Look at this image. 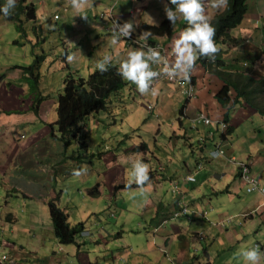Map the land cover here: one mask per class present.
<instances>
[{"label":"crops","instance_id":"obj_1","mask_svg":"<svg viewBox=\"0 0 264 264\" xmlns=\"http://www.w3.org/2000/svg\"><path fill=\"white\" fill-rule=\"evenodd\" d=\"M28 1L25 4L35 6L34 0ZM114 1L80 0L81 11H77L70 0H53L59 9L44 13L35 7L36 18L29 22L33 24L32 29L41 34H48L51 30L63 32L66 27L58 26L57 22H68L73 30L71 35L64 33L60 44L69 55L67 63L70 60L76 63L74 70L83 73L82 70L87 66L94 67L95 62L105 55L110 57L109 64L119 67V62L127 57V53L138 48L125 46L121 38L113 42L112 30L105 23L111 26L113 21L123 23L130 20L133 22L132 33H135L141 23L157 24L165 15L159 0H118L113 19L100 18L98 14ZM205 8L204 4V15ZM91 9L93 15H90ZM131 11L135 14L134 19L129 18ZM55 14L59 15L57 20H53ZM259 16L263 19L262 26L256 22L254 24L257 26L253 30L257 35L261 34L262 41L260 46H250L249 50H252H247L256 56L257 53L263 55L264 50V8ZM153 20H156L155 23H152ZM233 30L239 33V36L231 34L235 38L242 39L241 35L248 34L247 28L241 25ZM181 32L178 29L171 38H166L167 41L162 39L164 37L156 40L164 48L170 65L174 62V53L171 51L173 41ZM37 40H41V37ZM219 46L223 48V45ZM234 49H230L231 54ZM259 64L255 62L253 73L259 72ZM154 65L150 62L152 69ZM19 67H8L0 74V243L9 261L3 264H73V257L77 259V264H228L230 256L220 255L219 250L226 251L224 248L229 235L227 213L232 208L237 209V205L242 206L243 214H249L247 217L242 216L243 224L247 223L252 231L264 238L262 198L254 194L243 200V204L236 200L240 193L245 192L239 180L236 162L249 163L253 174L264 187V146L262 141L255 143V146L251 142L241 149L235 145L232 135L229 137V132L236 130L249 117L253 118L256 112L243 103L228 110L229 115L231 111L233 114L227 121L229 131L222 138V158H208V152L214 148L219 137L215 129L195 122L200 109H207V116H212L216 119L214 121H219L221 113L225 111L220 112L222 107L219 108L220 104L207 86L210 78L217 83L222 81L213 71L203 68L199 79L189 71L187 76L198 90L197 98L192 100L184 96L176 84L159 80L154 82L152 91L141 94L133 83L126 81L128 85L112 98L115 108L106 112L110 120L107 118L99 121L94 118V122H86L85 132L81 133L84 138L70 140L66 144L52 135L48 137L51 132L45 121L39 113L38 118L31 113L29 107L35 93L31 81L33 75L23 76ZM27 78L31 86L27 84ZM39 94L43 100L51 98L44 93ZM149 101L154 102L153 110H145L149 113L147 118L153 120H144L151 131L142 133L144 135L138 134V137L152 139V150L146 140L139 142L143 154L151 153L152 161L138 154L131 156V159L143 160L149 166L147 181L141 187H132L137 184L136 180H130L123 172L114 174L112 171L113 165L123 168L126 159H118L116 155L113 158L101 157L103 167L99 170L92 167L89 174L91 184L96 187L98 194L90 195L88 190L93 187H89L87 175L84 180L73 175L74 172L85 170L80 163L83 161L79 160L82 150L87 151L84 141L86 133H92L95 141L99 142L100 129L110 124L116 125L119 120L122 127L115 130L122 135L119 132L126 125L127 119L132 118L137 108H142L136 105L143 103L145 107ZM172 102L177 106L183 105L176 110L171 107ZM156 105H160L157 112L154 109ZM132 123L135 122L128 123L127 127L135 130L137 127ZM53 131L58 134L56 126ZM210 133L213 135L210 136ZM125 135L124 140L129 138ZM251 138L258 140L253 135ZM108 142L102 145L99 154L112 150L109 138ZM153 150L158 153L152 154ZM199 163L202 164L201 168H197ZM159 167L161 170H158ZM187 174H193L194 181L186 180ZM173 185L180 191V195L172 192ZM128 189L132 191L129 194ZM123 193L137 198L136 201L129 200L125 205L127 214L123 213L124 202L116 201ZM53 195L52 198L64 204V209L81 204L78 213L82 212L88 218V223L86 220L78 222L84 223L89 235L78 237L75 244L67 247H61L53 233L47 210V202ZM184 206L188 209V215L174 220L169 218L172 212ZM206 211L208 214L204 216ZM102 212L109 218L97 219L99 225L96 227V221H90V217ZM131 215L136 218H129ZM254 217H258V220ZM258 223L259 229H255ZM56 245L61 247L58 256L52 249ZM87 245L95 247L91 261L85 251ZM84 258L88 262L83 261Z\"/></svg>","mask_w":264,"mask_h":264},{"label":"rangeland","instance_id":"obj_2","mask_svg":"<svg viewBox=\"0 0 264 264\" xmlns=\"http://www.w3.org/2000/svg\"><path fill=\"white\" fill-rule=\"evenodd\" d=\"M31 1L33 0H30L28 2H31ZM247 1H248V6H249L248 10L250 11V13H247L246 18L242 20V23L240 25L242 27L247 28V33L249 35L246 34V35H241V36L244 39L245 37H248L249 43L240 41L241 44L239 43V47L243 49L244 51L241 57L245 60V62H248L253 66L255 64V60L253 59L255 58L258 59L260 57L264 61V50L262 51L263 55L261 56H260V53H257V56H256L255 54H251L249 52L252 50V49L249 50L250 46L251 47L256 46V45L260 46V42L262 41L261 34L257 35L255 33V30L253 29L257 26L256 24H254L256 22L260 23L259 24L260 27L262 26L261 23L263 22V19L261 16H259V12H261L262 9L264 8V3L262 0H247ZM33 2L35 3L36 9H42L44 13H48L58 8L57 4L54 3L53 0H34ZM159 2L161 3V10L164 12L165 1L159 0ZM41 3L42 5L40 6ZM203 4H205L206 6L205 15L208 17H211L212 15H214V13L218 10V9H214L211 7V0H203ZM155 5L158 6V3H155ZM90 12H91L90 15L94 14L93 9H91ZM177 16H178V19L181 18L179 14H177ZM130 19H134V18H130ZM155 21L156 20H153L152 23H155ZM57 25L66 27L65 31L57 32L55 30H51L48 32V34H41L35 29L34 30L32 29L33 24L30 23L29 20L26 19L24 15H18L17 17H14V14L12 12H10V14L7 17L0 15V74L3 73V71L6 70L8 67H12L14 65H18V66L34 65L37 68L35 69L33 66V68L30 70V72L34 76L31 79L32 86L34 88L33 90L35 91V93L33 94L37 96L41 92V93H44V95L50 96L52 98L51 99V98L46 97L44 98L42 102H40L41 104L39 105L38 113L40 117L45 121V124L47 125V127L49 128L51 132V134L48 133V137L52 135L54 138L59 140L58 139L59 135L53 131V127H55L56 125L53 124L50 126L49 124L53 123L56 120L55 111H54V108H55L54 102L56 101L58 95L62 94L63 92L64 72L62 69L63 64L61 60L63 49L60 44V38L64 36L65 32H67L68 35H71L73 28L70 25H68L67 21L57 22ZM178 26H179V23L177 22L175 26V31L180 29ZM43 27H45V24L43 25ZM134 34L136 35V38L139 41H143L138 38L139 37L138 32H135ZM230 34H232L233 36H239V33L236 30L231 31ZM40 37H41V40L38 41L37 39ZM162 39L164 41H167L165 37ZM14 41H17V43H14ZM262 45L264 49V41ZM136 48L141 49L138 46H136ZM225 48L226 46L223 45V49ZM232 48L233 47L227 48L228 52L226 56L228 60L232 58L235 59L236 58L235 55H238V52L236 53L235 49L233 51V54L230 53V49ZM36 58H39L41 62H37ZM245 65L246 64L244 62H241L238 66L242 67ZM68 66L70 70H74L76 67V63L70 60V63H68ZM203 68L204 67L195 64L189 69V71L191 70V73H193V75L197 76L199 79L203 73ZM253 74H257V73L255 72ZM31 81L27 79V84L30 86H31ZM220 83L221 82L217 83L210 78L207 81V86L210 87V91H212V93L215 94L216 90L221 86ZM194 91H195V97L193 99H196L198 96V90L195 86H194ZM174 100L175 102L177 101L176 97H174ZM149 102L154 105V102H151V101ZM175 102L171 103V107L175 108L176 110L180 109L183 103L180 106H177ZM31 105H32V102H31ZM159 106L160 105H156L154 107L156 112H157V109H159ZM136 107H142L143 109L137 108V112L133 114L132 118L127 119L126 125L123 126L122 130L119 132L122 135H119L118 132L115 130L116 128L119 129L122 127V124L119 122V120L117 121L116 125L110 124L105 129L103 128L100 129L98 135L100 136L101 139L99 140V142L95 141V137L92 133L89 132L86 134L84 141L87 144V147H86L87 151L84 152V150H82V153L80 154L81 156L80 160L83 161L80 163L84 165L85 170L82 169L78 172H74L73 175L75 178L84 180V176L86 174L87 175L86 179L90 180V181H87V183L89 184V187H93L91 184L92 183L91 176L89 174L91 172L92 167L97 170L103 167L104 163L102 162L101 157L105 159L111 156L113 158V156L116 155L118 159H121V158L126 159L125 160L126 163L123 168H118L116 165H113L112 171L114 174L119 171L123 172L127 174L130 180L132 179L135 180L134 172H135V167L137 163L145 165L143 160H133L131 159L132 158L131 156H136L138 154L142 156L143 158L149 161H152L151 153L148 152V153L143 154L142 149H141L142 147L139 144L140 141L146 140L147 141L146 144H148L149 149L152 150L153 149L151 147L153 145L152 139L147 140L145 138L141 139L138 137V134L151 131L150 126L146 123L147 121L145 122L144 120L145 118H147V116H149V113L147 112L148 110L144 107L143 103L139 106L136 105ZM114 108L115 107H113V109ZM219 108H221V105H219ZM224 109L225 108L222 107L220 109V112L223 111ZM206 110L207 109L205 110L200 109L198 110V112H201L207 116L208 114ZM31 113L35 117L38 116V115H35L32 111ZM136 113H138V115ZM231 114H233V111L230 112V115ZM221 116H222V113H221ZM211 117L209 116L211 120L213 121L216 120V119H213V117L212 118ZM94 118L98 119L99 121H105V119L107 118L110 120V116H107V113L105 111H100L97 115H95V117L93 115L90 116L85 121L84 125L86 124V122H89V121L94 122ZM147 119L148 121L153 120L152 118H147ZM132 121L135 122L134 124L132 123V125L134 127L135 126L137 127L135 130L127 127L128 123ZM34 126L37 127L38 125L34 124ZM186 128L188 127L186 126ZM24 130L25 128L22 130V132H24ZM52 131L54 132V134L52 133ZM125 134L129 136V138H127L126 140H124V138L126 137ZM230 135H232V138L234 139V141H236L235 145L240 147L241 149L246 147L251 142H253L254 144L253 146H255V143L257 142L261 143L260 141H262V146H264V119L258 113L256 114L254 113L253 118L249 117L246 121L241 123L240 126L236 127V130L229 132V137ZM252 135H253V138H257L258 140L257 141L252 140L251 138ZM108 138L111 143L112 150H109V152L103 151L101 154H99V151L103 149L102 145L104 143H109ZM122 140H124L123 143H120ZM101 141H105V142H101ZM182 148H184V145H182ZM156 153L158 152H155V150L152 151V154H156ZM255 156H257V153H255ZM146 167H147V173H148L149 166L146 165ZM251 173L253 174L252 169H251ZM255 178L257 180L259 179L256 176ZM128 190L129 191H127V194L132 192L130 191V189ZM66 191L71 192L73 190L67 189ZM245 192L243 194L240 193L241 195L239 196V198H236V200H239L240 202H242V204H243V200H246L247 198L256 194V193H245ZM56 193L59 195L57 191ZM127 194L125 193L121 194V196H119V199L116 200L117 202H120V203L124 202V206H123V209H125V211H123L124 214H127L126 213L127 208L125 205L128 203V201L132 199H134L135 201L137 200V198H132L131 194L130 195H127ZM54 195L50 196L49 199L50 200L54 199L52 198L54 197ZM99 202L102 203V201H99ZM57 205L60 208L64 207V204H61L59 201H57ZM80 207H81V204H78L77 206H74L72 208L65 209V211L69 214L68 222L71 225L78 224L79 220H82V221L86 220V223H88L87 216L83 215L82 212L78 213V210L80 209ZM241 207L242 206L237 205V209L232 208L233 210H230L227 213V215L231 218V222H229V224L226 225L228 226L227 230L229 231V235L226 239V245L224 248L226 249V251L219 250V254L220 255L226 254L230 256V260L228 264H243V261L237 255L238 249L241 247H252L255 245L257 247V251L260 252L261 254V260L258 262V264H264V238H262L259 233L252 231V227L248 226L247 223L243 224L242 216L247 215V213L243 214L244 209H242ZM115 213H117V211H115ZM95 214L96 215L90 217V221H93V220L96 221L97 219L106 220L107 218H109V216L105 215L106 213H103V212L101 214H97V213ZM112 218H115V217H112ZM129 218L134 219L136 217L131 215L129 216ZM254 218L255 220H258L257 219L258 217H254ZM98 225H99V221H96V227ZM262 225L264 226V223ZM255 229H259V223L258 225H256ZM109 243L111 242L109 241ZM59 247L56 245L52 248L54 251H56L55 253L56 256H58L59 254V251H58ZM61 247H67V246H61ZM94 249L95 247L93 245H90V246L87 245V247L85 248V251L89 254L90 261L92 260L95 254ZM2 254H4L7 257V260L3 262L5 263L8 261V256L4 252L3 245H2V249L0 250V256ZM83 261L88 262V260H85V258L83 259ZM72 263L77 264V259L75 257H73Z\"/></svg>","mask_w":264,"mask_h":264},{"label":"trees","instance_id":"obj_3","mask_svg":"<svg viewBox=\"0 0 264 264\" xmlns=\"http://www.w3.org/2000/svg\"><path fill=\"white\" fill-rule=\"evenodd\" d=\"M25 1L19 0L10 12L15 13L14 17L23 14L26 19L34 20L36 18L35 6L25 4ZM117 1L112 2L109 7H113L114 10ZM164 1L169 8L174 7L168 4V0ZM262 1L264 3V0ZM3 3L4 0H0V4ZM201 5L203 9V0H201ZM248 9L247 0H228V6L225 10L220 11L218 9L209 20V23L215 27L213 41L218 51L214 54V59L197 57L193 63V65L197 64L213 71L217 74L218 78L222 79L221 86L216 90L214 95L221 107L225 108V111L222 113V121L225 123H227L229 117L228 110L235 109L241 103L246 104L264 118V61L260 57L253 59L255 62L258 61L260 63L258 65L259 72L253 74V66L245 62L241 57L244 51L239 47L240 41L246 42L247 40L235 38L230 34L231 30L240 26L242 20L246 18L247 13H250ZM177 22L179 23L178 27L182 31L188 27L182 17L178 19L177 16L174 23H170L164 17L158 24L141 23L138 33L140 34L143 30H149L152 34L147 40L155 44L158 37L171 38L175 33ZM219 45H225L226 48L223 49ZM228 47H233L238 51L235 59H226ZM68 56L67 52L63 51L61 57L64 72L63 92L58 95L55 101L56 120L49 124L50 126L56 125L59 135L58 139L66 144H69L70 140H81L84 138V135H81V133L85 132V121L94 115V113L100 111L108 112L113 107V96L128 85L118 75V67L115 65L108 64L107 70L104 72L98 71L95 66H87L82 70L83 73H81L79 70H70L67 63ZM36 60L37 62H41L39 58H36ZM241 62H244L246 65L242 67L238 66ZM33 66H20L18 69L25 76L26 74H32L30 70ZM34 68L37 69L35 66ZM42 100L43 98L40 94L34 95L29 109L35 115H38V108ZM147 179L141 182V184H134L132 187L143 186ZM88 193L90 195L98 194L96 187L88 190ZM47 210L52 222L54 236L61 246L75 244L78 237L89 235L85 231L84 223L71 225L68 222V213L64 208H60L57 205L56 198L47 202Z\"/></svg>","mask_w":264,"mask_h":264},{"label":"clouds","instance_id":"obj_4","mask_svg":"<svg viewBox=\"0 0 264 264\" xmlns=\"http://www.w3.org/2000/svg\"><path fill=\"white\" fill-rule=\"evenodd\" d=\"M15 2L16 0H4V3L0 4V15L7 17L10 14V10L14 7ZM70 2L74 9H76L77 11H81L80 0H70ZM168 4H171L174 7L169 8L167 5L164 6V15L166 19L170 23H174L177 19V14H179L188 25V27H186L173 41L171 51L172 53H174V62L172 63V65H170V63L168 62L164 48L157 43L152 44L147 40V38L152 34L149 30L141 31L138 38L145 41V44L147 42V44L154 48L158 47L157 50L150 46H147L145 50L142 46L127 43L128 40H126L124 37H126L127 39L134 38L138 40L136 38V35L132 33V21L127 20L123 23H117L116 21H113L111 26H108V23H105L106 27L109 30H112L113 42L121 38L125 46H138L141 48L130 50L127 53V57L119 62V67L117 69L118 75L121 77V79L133 83L136 86V90L141 94L149 90V84L151 82H153V86L154 82H157L153 80V77L158 75V73L154 69L158 67L159 64H161V60L163 58H165L167 63L170 65V67L165 66V68L163 69V71L166 72L167 75H169L170 77L183 76L177 78L188 79L189 84L194 87V85L190 81L189 76H187L189 69L193 66V62L197 59V57H207L209 59H214V54L218 51V48L213 41L215 27L209 23L210 17L203 14L201 0H168ZM227 6L228 0H211V7L214 9L223 11L227 8ZM109 8L111 7L107 6L104 11L98 14V16L100 18L106 17L112 20L114 11L113 7L111 11V17H108L106 15L101 16V14L105 13ZM133 14V11L129 12V18H134L135 14L134 16ZM58 18V14L53 15V20H57ZM245 39L247 40L245 43H249L248 37H245ZM69 59H71V57H69ZM109 60L110 57L107 55L98 59L95 62L96 69L100 72L106 71ZM150 62L155 64L153 69L150 67ZM149 104L152 105V108L148 110L146 108V104L145 108L149 112H151L153 110V104L150 102ZM217 139H219V137ZM209 152L208 158H210ZM134 176L137 184L145 181L147 179L146 165L137 163ZM248 215L249 214H247V216ZM237 255L241 258L243 264H258V262L261 260V254L257 251V247L255 245L252 247L239 248Z\"/></svg>","mask_w":264,"mask_h":264},{"label":"built area","instance_id":"obj_5","mask_svg":"<svg viewBox=\"0 0 264 264\" xmlns=\"http://www.w3.org/2000/svg\"><path fill=\"white\" fill-rule=\"evenodd\" d=\"M111 11H112V7L106 10L105 13L101 14V16L106 15L108 17H111ZM124 38L128 40L127 41L128 44H135V45L142 46L145 50L147 46H150L149 44H147V42L145 44V41L139 42L138 40L134 38H129V39H127L126 37ZM154 49L157 50L158 47H155ZM165 66L170 67L166 59L163 58L161 60V64H159L158 67L154 69L158 73V75L153 77V80L154 81L164 80V81H167L168 83L176 84L185 96H187L189 99H193L195 97V91H194V87L189 84L188 79L177 78L176 76L170 77L169 75H167L166 72L163 71ZM152 89H153V82L149 84V90L152 91ZM146 105H147L146 108L148 110L152 108V105H150L149 103H147ZM195 122L199 124H203L205 126H213V128L215 129L214 130L215 133L219 135V139L216 140L214 148L209 152V157L211 159L223 157L224 151L220 148V146L222 144V138H224L227 132V129H228L227 123H225L222 120L213 121L208 116H206L205 114L201 112H198V114L196 115ZM212 135L213 134L210 133V136ZM236 166L238 167L239 179L241 183L244 185L246 193H256L261 198H263V202H264V187L259 183V181L255 178V176L252 175L250 165L246 162L241 161V162H237ZM201 167H202V164L200 163L197 164V168H201ZM158 170H161V167H159ZM185 178L188 181H194L193 174H187ZM172 192H174L175 194H179V195L181 194L175 185H173L172 187ZM207 214H208L207 211L204 212V216H206ZM186 215H188V209L186 206H184V207H179L177 210L172 212L169 218L171 220H174V219L179 218L180 216H186ZM228 222H231L230 217L228 219ZM1 249H2V244H0V250ZM6 260H7V257L4 254H2L0 256V263H3Z\"/></svg>","mask_w":264,"mask_h":264}]
</instances>
